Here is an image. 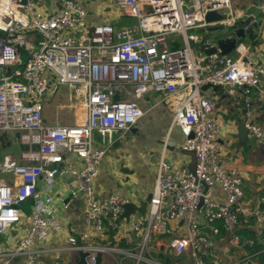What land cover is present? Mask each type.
I'll return each instance as SVG.
<instances>
[{
	"label": "built area",
	"instance_id": "1",
	"mask_svg": "<svg viewBox=\"0 0 264 264\" xmlns=\"http://www.w3.org/2000/svg\"><path fill=\"white\" fill-rule=\"evenodd\" d=\"M50 1L58 8L51 15L43 10L46 0H0V138L22 147L19 158L5 153L0 163V236L26 228L15 249L0 252V264L19 257L41 264L43 254L64 264L70 253H85L87 264L110 253L121 254L122 262L168 264L153 254L152 241L167 236L176 222L180 226L167 247L181 264H261L264 208L246 202L242 173L226 168L227 147L220 140L228 124L215 119L217 102L202 89L210 85L222 96L242 94L248 100L255 92L264 100V61L254 60L243 44L237 60L200 54L194 47L206 38L201 30L239 19L231 0H117L122 17L134 24L115 33L95 30L97 44L91 42L82 4ZM209 12L226 19L208 23ZM171 35H180L184 47L171 43ZM64 87L78 107L73 124L47 115ZM150 93L166 97L173 125L184 136L182 150L195 164L178 168L162 156L151 201L133 223L128 247H108L101 240L119 230L129 201L97 193L108 146L97 148L95 134L109 142L114 134L129 133L144 116L140 103ZM246 131L264 143L263 126L246 122ZM68 178L61 206L68 209L67 199L81 202L85 230L78 234L66 232L56 205L54 188ZM215 187L221 196L213 195ZM223 231L229 249L241 251L239 259L220 261ZM53 240L62 244L50 245Z\"/></svg>",
	"mask_w": 264,
	"mask_h": 264
},
{
	"label": "crops",
	"instance_id": "2",
	"mask_svg": "<svg viewBox=\"0 0 264 264\" xmlns=\"http://www.w3.org/2000/svg\"><path fill=\"white\" fill-rule=\"evenodd\" d=\"M77 1L87 10L89 36H91L93 44H97L100 39L99 36L92 35L95 30H101L102 32L112 31L115 33L122 28L134 24V20H126L122 17L117 0ZM231 2L233 10L239 18L243 15L244 11L247 14H263V9L258 7V0H231ZM57 9L55 2H48L46 0L43 9L46 13L50 15L54 14L57 12ZM256 21L261 22L262 25L257 30L248 34L249 41L246 43L242 42V44L248 49L254 60L264 61V15L257 17ZM203 93L206 97H212L217 102L215 119L223 124H228L220 140L227 147V151L224 153L226 168H235L242 173L244 177L245 200L248 204L253 206L258 203L260 205L263 204L264 143L250 138L248 133H240L239 124L241 122H252L264 127V100H260L255 92L251 94L249 100L242 94H237L234 97L222 96L213 88L206 89ZM67 100L68 102L65 104L66 109L62 110L63 114L61 115L63 116L73 115L69 108L73 107L74 104L69 101L70 99ZM143 100H141L140 104L144 111V116L133 127L134 131L126 134H114L111 136L112 138L109 142H103L100 136L95 134L97 148L101 149L104 145L108 146L100 175L95 182L97 193L104 198L112 194H118L138 206L142 202H145L146 198L154 190L157 180L158 163L162 156L168 164L178 168L184 166L193 168L195 164L194 156L182 150L184 136L181 130L173 125V112L165 105L164 101L166 97L162 94L150 93ZM56 103L64 106L65 102L59 98V100H56ZM53 107L49 106L47 115L50 118L59 120V117H56L59 115L52 114L51 112V108ZM63 122L73 124L75 121L72 116ZM13 144L16 143L13 142ZM147 156H151V160L148 162L146 161ZM2 158L3 155L0 156V163L2 162ZM68 181H71V178L59 181L56 184L54 188L57 194L56 205L62 214L66 232L78 234L85 230L84 212L81 202L79 200L67 199L68 209L65 210L61 206V198L66 193ZM212 192L216 197L221 196L219 187L213 188ZM140 216L135 215L130 221L125 219L115 234H108L101 240L102 245L119 249L127 248L129 231L133 223ZM179 226L180 222L173 223L167 236H157L153 239L152 252L156 257L162 255L164 256V260L171 258V252L167 247V243L176 234ZM25 232L26 228L24 226H18L10 233L0 236V252L15 249ZM56 241L53 240L50 242V245L56 246L57 244H62ZM70 254L66 258L67 262L64 264H78L80 259L79 253ZM217 254L222 263L239 259L242 256L241 251L229 249L228 236L224 231L222 240L217 243ZM263 255L259 257L261 264H263L261 260ZM122 258L121 254H104L102 264H119V262L122 264H134L131 260H124L122 262ZM177 258L175 260L171 258L173 262L170 264H181L179 262L180 258ZM38 260L41 264H54L52 257L47 254L40 255ZM12 264H25V259L23 257L16 258Z\"/></svg>",
	"mask_w": 264,
	"mask_h": 264
},
{
	"label": "water",
	"instance_id": "3",
	"mask_svg": "<svg viewBox=\"0 0 264 264\" xmlns=\"http://www.w3.org/2000/svg\"><path fill=\"white\" fill-rule=\"evenodd\" d=\"M258 7H261L263 9V14H245L231 26L217 25L209 27L206 30H201L202 33L206 32L208 36H206L205 40L201 44H196L194 46L196 51L207 56H212L215 54L228 56L232 52L236 51L240 44H242V42L246 43L249 41L250 38L248 34L257 30L262 25L261 22L256 21V18L262 17L264 15V0H258ZM225 19L226 16H221L216 12H209L206 17L208 23L221 22ZM14 69L16 68H12L11 72ZM209 88L210 85H206L202 90L204 91ZM131 131H134V129L132 128ZM239 132L247 134L245 122H241L239 124ZM11 136L15 139L14 134H11ZM151 197L152 194H150L146 198V201L142 202L139 206L131 202L124 205L123 218L127 221H130V219L135 215L144 216L151 201ZM261 207L264 208V203L261 204ZM85 257V253H79L80 259L78 264H87L85 261ZM102 257V254L98 255L96 264H102Z\"/></svg>",
	"mask_w": 264,
	"mask_h": 264
},
{
	"label": "rangeland",
	"instance_id": "4",
	"mask_svg": "<svg viewBox=\"0 0 264 264\" xmlns=\"http://www.w3.org/2000/svg\"><path fill=\"white\" fill-rule=\"evenodd\" d=\"M190 34H201L200 31L198 30H192L189 32ZM208 36L207 34L205 35V37ZM169 41L171 43H173L174 45H178L179 48H183L184 45H183V39L180 35H171L170 38H169ZM230 56L234 59V60H237L239 57H240V53L238 51H234L230 54ZM66 88L64 87L63 88V96L60 97V99L62 101H64V106H60L59 103H56L55 106L53 108H51V112L52 114H57L59 116H56V117H59V120L61 123L63 124H67V122H63V121H66V119H70V117H72L73 115H69V116H63L61 114H63L62 110H65L66 109V106L65 104H67L68 100H67V96H66ZM126 91V90H125ZM127 91L130 93H132V90L130 88H127ZM123 96H126V94H122ZM145 98V97H144ZM143 98V99H144ZM142 99V100H143ZM57 100H59V98H57ZM71 102L73 104H75V100L74 99H70ZM144 101V100H143ZM72 108V109H71ZM77 109L78 107H70L69 110L72 111V113H76L77 112ZM73 119L75 121V116H73ZM21 151H22V148L19 144H13L12 142L11 143H5L4 141V137L0 138V156L4 155L5 153H9V154H12L14 156H16L17 158L20 157V154H21ZM11 178V176L9 175H3V179L5 180H9ZM73 253H71L70 255H72Z\"/></svg>",
	"mask_w": 264,
	"mask_h": 264
},
{
	"label": "trees",
	"instance_id": "5",
	"mask_svg": "<svg viewBox=\"0 0 264 264\" xmlns=\"http://www.w3.org/2000/svg\"><path fill=\"white\" fill-rule=\"evenodd\" d=\"M125 19V18H124ZM127 20V19H126ZM32 204V202H28L25 206H24V208L26 209V212L27 213H29V209H28V207L30 206ZM244 235H247V236H250V237H254V234L252 233V232H244L243 233ZM262 248V245L258 242L257 243V247H256V249H261ZM158 259H160V260H163V261H166V263H168V264H170L171 262H173V259H171V258H169V259H167V260H164V256H162V255H160V257H157ZM172 260V261H171ZM261 260H262V263L264 264V255L262 256V258H261Z\"/></svg>",
	"mask_w": 264,
	"mask_h": 264
}]
</instances>
